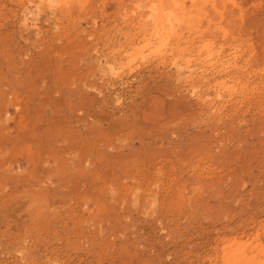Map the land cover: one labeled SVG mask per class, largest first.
<instances>
[{
	"label": "rangeland",
	"instance_id": "1",
	"mask_svg": "<svg viewBox=\"0 0 264 264\" xmlns=\"http://www.w3.org/2000/svg\"><path fill=\"white\" fill-rule=\"evenodd\" d=\"M241 242L264 248V0H0V264Z\"/></svg>",
	"mask_w": 264,
	"mask_h": 264
},
{
	"label": "bare ground",
	"instance_id": "2",
	"mask_svg": "<svg viewBox=\"0 0 264 264\" xmlns=\"http://www.w3.org/2000/svg\"><path fill=\"white\" fill-rule=\"evenodd\" d=\"M233 245H235V244H233ZM261 245L262 244L258 245L256 253H254L251 256H247L246 253H249V252H247L246 248L244 247V244L242 242L240 244L238 243L237 247H239L240 249H235L234 251H232V254L228 255V259H231V261L227 262V260H226V263L227 264H233V263L238 262L239 264H264V260H263L264 258L260 260L258 257L259 255H261L264 252V248Z\"/></svg>",
	"mask_w": 264,
	"mask_h": 264
}]
</instances>
